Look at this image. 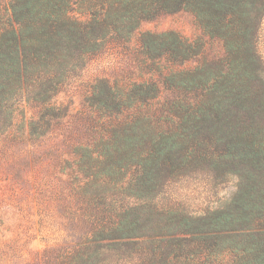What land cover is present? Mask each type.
<instances>
[{
  "label": "trees",
  "instance_id": "16d2710c",
  "mask_svg": "<svg viewBox=\"0 0 264 264\" xmlns=\"http://www.w3.org/2000/svg\"><path fill=\"white\" fill-rule=\"evenodd\" d=\"M179 13L221 45L216 66L181 69L201 42L143 33V56L162 63L147 81L118 89L96 80L77 111L59 102L105 43L126 45L144 23ZM263 16L264 0L0 4V170L18 184L43 167L48 200L82 232L30 264H264V78L254 48ZM163 93L174 99L160 130L151 108ZM193 171L234 177L237 192L225 208L183 217L168 232L153 199L166 180Z\"/></svg>",
  "mask_w": 264,
  "mask_h": 264
},
{
  "label": "rangeland",
  "instance_id": "374dc122",
  "mask_svg": "<svg viewBox=\"0 0 264 264\" xmlns=\"http://www.w3.org/2000/svg\"><path fill=\"white\" fill-rule=\"evenodd\" d=\"M3 1L0 0L1 5ZM170 31L190 42L198 40L203 45L200 54L186 62L181 69H191L202 64L214 67L221 61V45L207 39L192 16L187 13L163 16L144 23L128 44L105 43L96 53L86 58L78 76L71 81L66 92L58 97L59 102L71 101L72 108L77 111L81 109L85 92L96 80L117 84L118 89L130 83L147 81L156 64L160 67L162 63L153 64L145 59L139 45L140 35ZM254 48L264 78V16L259 24ZM172 99L173 95L163 93L162 99L152 106L157 118L165 110L163 106ZM169 122L160 118L159 126H154L163 130L169 127ZM69 124L72 127L75 121L70 120ZM58 142H61L58 137L44 141L39 152L49 150ZM42 168L38 166L34 174L26 172L24 182L18 184L0 170V220L5 230L0 239V264H30L37 254L74 243L82 233L81 230L72 229L64 220L61 210L48 200V187L42 185L46 181ZM237 185L234 177H216L206 171L172 176L153 199L154 209L158 212L157 220L161 225L168 224L164 228L168 232L175 231L183 217L199 218L225 208L236 194ZM4 245L9 247L4 249ZM120 262L123 261L118 260L116 263Z\"/></svg>",
  "mask_w": 264,
  "mask_h": 264
}]
</instances>
